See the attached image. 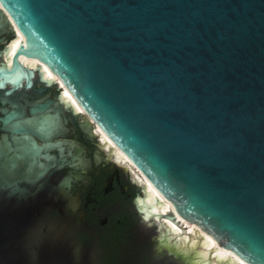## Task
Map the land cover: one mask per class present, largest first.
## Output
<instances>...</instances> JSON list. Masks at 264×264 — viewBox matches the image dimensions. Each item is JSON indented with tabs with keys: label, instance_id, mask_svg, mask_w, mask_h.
I'll return each mask as SVG.
<instances>
[{
	"label": "water",
	"instance_id": "obj_1",
	"mask_svg": "<svg viewBox=\"0 0 264 264\" xmlns=\"http://www.w3.org/2000/svg\"><path fill=\"white\" fill-rule=\"evenodd\" d=\"M0 14L21 34L13 64L48 66L176 221L264 264V0H0ZM10 243L0 258L22 264Z\"/></svg>",
	"mask_w": 264,
	"mask_h": 264
},
{
	"label": "flooded vegetation",
	"instance_id": "obj_2",
	"mask_svg": "<svg viewBox=\"0 0 264 264\" xmlns=\"http://www.w3.org/2000/svg\"><path fill=\"white\" fill-rule=\"evenodd\" d=\"M15 35L0 14V237L11 242L7 255L22 264H155L158 230L141 228L154 226L135 206L141 184L108 154L95 123L65 106L70 99L62 100L57 83L30 81L22 55L13 64Z\"/></svg>",
	"mask_w": 264,
	"mask_h": 264
},
{
	"label": "bare ground",
	"instance_id": "obj_3",
	"mask_svg": "<svg viewBox=\"0 0 264 264\" xmlns=\"http://www.w3.org/2000/svg\"><path fill=\"white\" fill-rule=\"evenodd\" d=\"M19 34L20 33L18 32L17 35ZM20 39L21 37L18 36L17 40L15 41L16 46L14 48L13 54L19 45ZM21 60L31 69L36 68L40 64L43 79L48 84L57 82L60 86H62V100H64L63 97L67 100L70 99V104L68 106L65 104L64 105L68 108L72 107L71 109L75 113L84 112L76 103L74 98L70 95L62 81L48 68V66L35 58H30L24 55H22ZM13 75L14 77H19L21 73L19 70H17L13 73ZM71 102H73L75 105L71 104ZM95 129V131H97L96 133H99L103 142L102 144L105 150L108 151V154L110 156H115L116 160L123 164L125 169L134 175V178H136L137 182L140 184H142L144 181L146 182L147 186L145 187V193L136 198L135 206L139 214L143 216H141L142 219L150 221L151 225H148L157 227L158 234L155 235L158 248L170 251L182 259L186 264H247L231 250L222 247L215 240V238L202 230L197 224L185 221L183 219L176 221V219L173 218L176 214L172 211L173 209L171 204L167 202L163 196L142 176L131 160L120 150H118L115 145L105 136V134H103L97 127H95Z\"/></svg>",
	"mask_w": 264,
	"mask_h": 264
},
{
	"label": "rangeland",
	"instance_id": "obj_4",
	"mask_svg": "<svg viewBox=\"0 0 264 264\" xmlns=\"http://www.w3.org/2000/svg\"><path fill=\"white\" fill-rule=\"evenodd\" d=\"M139 196H141V195H139ZM135 212H136V210H135ZM147 223V222H146ZM147 224H149V223H147ZM141 228H143V230H145V232L146 233H151V234H154L155 235V232L154 231H156L157 229L156 228H154V227H147L146 226V224H144V223H141Z\"/></svg>",
	"mask_w": 264,
	"mask_h": 264
}]
</instances>
